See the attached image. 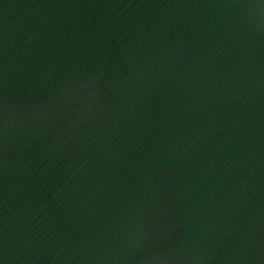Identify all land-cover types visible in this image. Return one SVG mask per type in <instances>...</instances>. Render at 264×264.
<instances>
[{"label":"water","instance_id":"1","mask_svg":"<svg viewBox=\"0 0 264 264\" xmlns=\"http://www.w3.org/2000/svg\"><path fill=\"white\" fill-rule=\"evenodd\" d=\"M0 264H264V0H0Z\"/></svg>","mask_w":264,"mask_h":264}]
</instances>
